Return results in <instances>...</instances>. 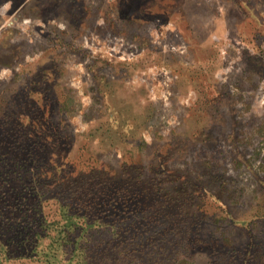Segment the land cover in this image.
Wrapping results in <instances>:
<instances>
[{
    "label": "rangeland",
    "instance_id": "obj_1",
    "mask_svg": "<svg viewBox=\"0 0 264 264\" xmlns=\"http://www.w3.org/2000/svg\"><path fill=\"white\" fill-rule=\"evenodd\" d=\"M0 264H264V0H0Z\"/></svg>",
    "mask_w": 264,
    "mask_h": 264
},
{
    "label": "trees",
    "instance_id": "obj_2",
    "mask_svg": "<svg viewBox=\"0 0 264 264\" xmlns=\"http://www.w3.org/2000/svg\"><path fill=\"white\" fill-rule=\"evenodd\" d=\"M84 186H81V188L76 189V190L80 189V192L78 194L81 193L80 199L78 200H84L86 202H94L99 197L98 196L99 187L91 186L89 183H87ZM99 190H102V189H99ZM84 206L88 207L89 205H84Z\"/></svg>",
    "mask_w": 264,
    "mask_h": 264
}]
</instances>
